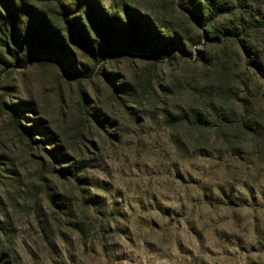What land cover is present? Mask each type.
<instances>
[{"label": "rangeland", "instance_id": "rangeland-1", "mask_svg": "<svg viewBox=\"0 0 264 264\" xmlns=\"http://www.w3.org/2000/svg\"><path fill=\"white\" fill-rule=\"evenodd\" d=\"M124 1L186 23L172 0ZM250 3L264 11V0ZM256 33L262 71L230 43L225 69L214 65L219 48L205 49L211 67L123 49L95 66L77 48L61 66L52 57L17 61L0 42V249L8 263L264 264V28ZM79 67L95 72L73 77ZM80 101L98 124L84 120ZM13 106L26 128L39 122L30 138L11 127ZM191 108L211 128L182 123ZM56 193L69 209L50 202Z\"/></svg>", "mask_w": 264, "mask_h": 264}, {"label": "trees", "instance_id": "trees-1", "mask_svg": "<svg viewBox=\"0 0 264 264\" xmlns=\"http://www.w3.org/2000/svg\"><path fill=\"white\" fill-rule=\"evenodd\" d=\"M172 3L181 11L186 23H172L124 0L111 2L108 7L98 0H0V42L17 61H21L22 54L28 60L52 57L61 66L74 62L73 49L77 48L86 52L95 66L101 57H107V51L123 49L148 56L156 62L179 55L188 61L193 60L194 64L211 67L212 60H207L205 49L219 48L214 65L225 69L230 58L224 50L225 43H230V50L235 49L239 59L246 57L247 62L262 71L254 43L256 32L264 28V11L259 4L255 7L250 0H235L231 5L226 0H178L177 3L172 0ZM59 27L62 30L59 31ZM93 72L94 69L79 67L73 77L91 78ZM210 88L207 84L202 89V101L210 100ZM222 93L225 99L235 97L233 93ZM116 97H119L117 102L125 106L124 97ZM16 107L8 111L11 127L19 130L21 136L30 138L32 132L38 130L39 122L26 128L13 111ZM79 107L85 121L98 124L85 101H80ZM179 119L194 130L212 126L209 118L194 108L182 112ZM225 128H221L222 134ZM71 170L77 171V164L66 171ZM48 196L58 209H69L59 194ZM53 220L57 221L58 217L54 215ZM8 262L7 254L0 249V264H10Z\"/></svg>", "mask_w": 264, "mask_h": 264}]
</instances>
